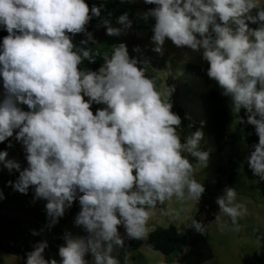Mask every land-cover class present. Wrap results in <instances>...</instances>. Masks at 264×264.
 <instances>
[{
    "label": "clouds",
    "instance_id": "obj_1",
    "mask_svg": "<svg viewBox=\"0 0 264 264\" xmlns=\"http://www.w3.org/2000/svg\"><path fill=\"white\" fill-rule=\"evenodd\" d=\"M144 3L156 6L146 13L155 20L151 50L162 56L167 39L200 52L209 65L207 76L231 98L239 123L245 121L238 114L246 110L247 123L259 138L246 158L248 167L264 181V9L259 0ZM253 9H258L255 15ZM100 14L101 8H89L85 0H0V26L8 33L0 44V143L15 131L28 166L21 170L3 151L0 162L9 172H19L15 182H8L15 191L27 194L32 186L35 198L47 201L49 227L78 199L74 223L88 235L66 233L59 264H90L88 253L91 264H121L115 253L125 241L118 226L129 239H147L152 232L148 221L158 204L174 196L197 204L206 191L193 178L189 159L207 166L209 153L199 147L203 132L196 130L182 142L171 90L163 99L146 75V60L130 57L122 42L113 46L98 71L81 70L84 60L95 59L90 49L77 48L72 37L84 33L80 44H95L86 26ZM249 22L259 27L250 28ZM116 24L103 19L97 28L103 26L114 37L132 29L127 13ZM132 50L142 52L138 45ZM93 103L105 107L94 114ZM236 197L235 188L226 187L215 202L217 218L229 216L238 231V218L247 209ZM189 222L186 226L205 234L200 221L190 217ZM47 247V241L36 243L26 264H58L44 258Z\"/></svg>",
    "mask_w": 264,
    "mask_h": 264
},
{
    "label": "rangeland",
    "instance_id": "obj_2",
    "mask_svg": "<svg viewBox=\"0 0 264 264\" xmlns=\"http://www.w3.org/2000/svg\"><path fill=\"white\" fill-rule=\"evenodd\" d=\"M130 1L135 6V14L131 20L132 29L126 35L114 37L108 36L103 26L97 28L99 23H96L92 29L96 41L95 44L90 42L92 49L110 56L113 46L123 42L127 45L130 57L146 60V75L154 81L157 90L164 93L163 99L168 98L171 90L169 100L173 105L172 111L179 115L182 121L178 129L182 142L192 132L201 130L203 139L200 142V150L209 153L205 167L197 163L195 158L189 157L194 167L193 178L203 183L206 189L199 203L177 200L174 196L171 201H165L164 205L158 204L152 210L153 215L148 221V226L154 231L172 224L182 236L188 228L186 225L189 218L200 211L203 203L210 202L211 207L206 216L210 219V216L215 214V219L208 220L203 236L210 245L213 259L204 264H264V181L254 176L248 167L246 158L254 149L249 147L244 139V127L249 125L247 120L240 126L237 115L232 111L231 98L226 96L229 115L227 133L234 134L235 141L232 145L226 144L223 151L219 152L214 139L204 131L205 119L201 112L200 97L211 90L220 93L223 90L209 77L206 83L186 70L187 65L203 67L208 63L202 59L200 52L187 47L178 48L167 39L162 56L153 52L151 36L155 20L146 15L148 11L145 10L144 0ZM263 6L264 0H259V7ZM112 24L119 26L115 20H112ZM137 45L141 47V53L133 52V47ZM3 98L4 93L0 91V100ZM91 110L95 113V109L91 107ZM9 143L11 147L8 146ZM0 151L7 152L6 160L19 163L21 170L28 166L24 147L16 141L15 131L13 137L0 143ZM183 155L188 157L187 153ZM18 176L17 170L9 172L3 162H0V264H26L27 253L41 241L48 243L43 253L44 258H54L59 264L61 258L58 251L65 243V234L88 235L82 226H76L74 223L80 211L79 201L75 200L72 206L66 209L64 216L59 218L58 223L49 227L45 209L47 201L35 198L34 187L30 186L27 194H22L9 185L8 182H15ZM226 187L235 188L236 202L243 204L247 209L246 214L238 218V231L229 216L220 214L217 218L219 206L215 201L218 196L223 195ZM33 230L36 235H33ZM118 231L126 244L130 239L124 227L118 226ZM185 248L186 240H181L179 250L171 256H164L147 245L138 250L127 249L124 245L118 248L115 254L121 264H170ZM85 259L91 264V253L86 254Z\"/></svg>",
    "mask_w": 264,
    "mask_h": 264
},
{
    "label": "trees",
    "instance_id": "obj_3",
    "mask_svg": "<svg viewBox=\"0 0 264 264\" xmlns=\"http://www.w3.org/2000/svg\"><path fill=\"white\" fill-rule=\"evenodd\" d=\"M89 8L93 5L101 8V14L99 17H93L89 24L86 26L87 31L92 32L93 25L100 23L103 19L117 20V18L127 13L130 20L133 19L135 14V6L130 0H91L85 1ZM156 7L155 5L146 4L145 10L148 11L151 8ZM260 9H264L260 7ZM258 9H253L251 15H255ZM250 28H257L259 24H252L249 22ZM8 33L3 26H0V44H2L3 38ZM71 35V34H69ZM73 43L77 48H88L91 51L92 58L94 61L84 60L80 65L81 70L98 71V69L104 63V57L107 54L95 51L92 49L91 44L81 45L80 42L86 39L84 33L76 34L72 37ZM209 65L203 67H193L191 65L186 66L187 73L195 76L198 79H203L206 83L208 80L207 69ZM0 91L4 93L3 81L0 78ZM201 101V112L205 119L204 131L206 135L212 137L216 143L219 152H222L226 144L232 145L235 141V135L227 133V124L229 122V115L226 108V96L218 91L211 90L206 95L200 97ZM23 110H27L26 105L20 106ZM93 109L105 107L102 104L93 103L91 106ZM95 114V113H94ZM244 121L247 120L246 110L241 109L238 114ZM243 123H240V126ZM18 131V130H16ZM244 139L249 147L258 143V136L255 132V127L251 124L244 127ZM211 207L210 202H205L201 205L200 211L193 215V218L200 221L204 229H206L208 220H214L215 214L210 216V219L206 216L208 209ZM181 240H186L185 252L178 255L174 261L170 264H204L213 259V254L210 249V245L204 238L203 234L197 232L194 228L188 227L185 233L181 236L177 228L170 224L166 228H157L152 231L147 239L134 240L130 239L126 244L125 248L138 250L141 246L147 245L152 250L161 253L164 256H171L177 253L179 250V244ZM11 253V252H7ZM29 253V252H28Z\"/></svg>",
    "mask_w": 264,
    "mask_h": 264
},
{
    "label": "crops",
    "instance_id": "obj_4",
    "mask_svg": "<svg viewBox=\"0 0 264 264\" xmlns=\"http://www.w3.org/2000/svg\"><path fill=\"white\" fill-rule=\"evenodd\" d=\"M183 252H185V250Z\"/></svg>",
    "mask_w": 264,
    "mask_h": 264
}]
</instances>
